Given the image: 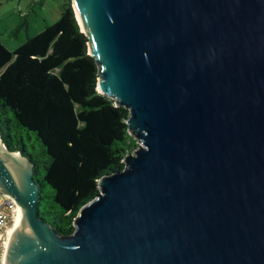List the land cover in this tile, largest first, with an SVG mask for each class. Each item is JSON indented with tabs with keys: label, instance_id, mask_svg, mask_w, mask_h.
<instances>
[{
	"label": "water",
	"instance_id": "1",
	"mask_svg": "<svg viewBox=\"0 0 264 264\" xmlns=\"http://www.w3.org/2000/svg\"><path fill=\"white\" fill-rule=\"evenodd\" d=\"M137 147L69 234L0 134V264H264V0H72Z\"/></svg>",
	"mask_w": 264,
	"mask_h": 264
},
{
	"label": "trees",
	"instance_id": "2",
	"mask_svg": "<svg viewBox=\"0 0 264 264\" xmlns=\"http://www.w3.org/2000/svg\"><path fill=\"white\" fill-rule=\"evenodd\" d=\"M60 1L54 23L42 15L44 0L29 5L8 33L19 42L14 51L0 41V134L34 164L38 216L69 234L99 193L98 179L122 169L138 142L129 111L97 89L98 67L72 0Z\"/></svg>",
	"mask_w": 264,
	"mask_h": 264
},
{
	"label": "rangeland",
	"instance_id": "3",
	"mask_svg": "<svg viewBox=\"0 0 264 264\" xmlns=\"http://www.w3.org/2000/svg\"><path fill=\"white\" fill-rule=\"evenodd\" d=\"M34 0H0V41L11 51L18 45V40L10 37L8 33L17 25L20 15L28 10ZM60 0H44L42 15L47 23H54L60 18ZM41 21L35 24L40 29ZM138 144V143H137Z\"/></svg>",
	"mask_w": 264,
	"mask_h": 264
},
{
	"label": "built area",
	"instance_id": "4",
	"mask_svg": "<svg viewBox=\"0 0 264 264\" xmlns=\"http://www.w3.org/2000/svg\"><path fill=\"white\" fill-rule=\"evenodd\" d=\"M16 217V206L13 200L0 191V263L6 233Z\"/></svg>",
	"mask_w": 264,
	"mask_h": 264
}]
</instances>
